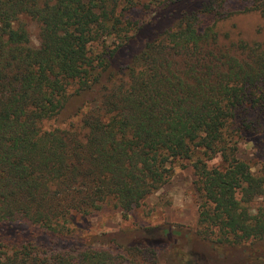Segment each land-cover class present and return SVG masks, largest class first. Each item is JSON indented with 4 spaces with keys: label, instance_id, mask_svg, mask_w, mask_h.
<instances>
[{
    "label": "trees",
    "instance_id": "1",
    "mask_svg": "<svg viewBox=\"0 0 264 264\" xmlns=\"http://www.w3.org/2000/svg\"><path fill=\"white\" fill-rule=\"evenodd\" d=\"M239 1L0 0V224L49 237H2L0 264H264V152L239 157L264 132V0ZM182 161L195 230L70 243L73 215L126 217Z\"/></svg>",
    "mask_w": 264,
    "mask_h": 264
},
{
    "label": "rangeland",
    "instance_id": "2",
    "mask_svg": "<svg viewBox=\"0 0 264 264\" xmlns=\"http://www.w3.org/2000/svg\"><path fill=\"white\" fill-rule=\"evenodd\" d=\"M240 4L241 1L234 0V6H240ZM137 11V16H145L143 9L138 8ZM245 24L243 25L246 27ZM29 27L32 41L38 45V27L34 22H29ZM263 152L264 132L245 134L239 143V157L249 161L253 167H257L262 161ZM219 162L220 159L216 158L209 161V164L216 165ZM188 164L185 161L173 162L169 166L170 180L160 190L150 195L140 207L128 212L126 217L120 208L112 204L105 205L89 215H73L69 226L75 239L70 240V243L75 246L84 244L81 245L82 247L89 244L108 247L106 241L129 238L133 230L139 227H171L187 233H190L189 229L195 230L198 227L202 197L195 171ZM260 203L261 198H258L253 206L257 208ZM32 235H37L38 240L43 241L49 238L41 229L31 228L27 224H0V240L4 236H9L15 241V239H24ZM179 260L180 257L174 252L169 255L162 253L158 264H180Z\"/></svg>",
    "mask_w": 264,
    "mask_h": 264
}]
</instances>
